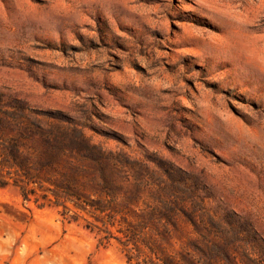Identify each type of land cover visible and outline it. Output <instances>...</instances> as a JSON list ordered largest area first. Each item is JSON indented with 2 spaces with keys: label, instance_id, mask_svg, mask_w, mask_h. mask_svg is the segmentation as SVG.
I'll list each match as a JSON object with an SVG mask.
<instances>
[{
  "label": "rangeland",
  "instance_id": "obj_1",
  "mask_svg": "<svg viewBox=\"0 0 264 264\" xmlns=\"http://www.w3.org/2000/svg\"><path fill=\"white\" fill-rule=\"evenodd\" d=\"M0 94L146 161L150 202L172 166L184 215L220 223L230 264H264V0H0ZM68 207L0 187V264H127ZM193 232L182 216L163 246Z\"/></svg>",
  "mask_w": 264,
  "mask_h": 264
},
{
  "label": "trees",
  "instance_id": "obj_2",
  "mask_svg": "<svg viewBox=\"0 0 264 264\" xmlns=\"http://www.w3.org/2000/svg\"><path fill=\"white\" fill-rule=\"evenodd\" d=\"M158 167L169 181L160 172L150 202L145 197L152 188L146 161L106 151L70 118L52 117L0 94V187H18L25 201L33 197L39 207L55 204L69 211L72 205L86 213L92 219L87 228L104 233L100 245L115 239L127 264H230L229 234L211 218L198 222L184 215L178 171L162 161ZM182 216L193 226L194 237L170 251L163 242L173 238ZM221 221L232 235L245 232L248 240L259 241L248 221L237 223L229 214Z\"/></svg>",
  "mask_w": 264,
  "mask_h": 264
}]
</instances>
